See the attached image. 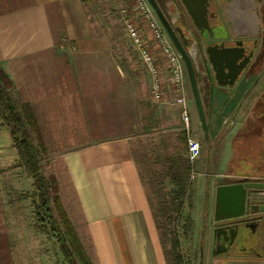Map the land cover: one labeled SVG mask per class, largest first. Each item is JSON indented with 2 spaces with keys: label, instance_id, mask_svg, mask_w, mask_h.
I'll return each instance as SVG.
<instances>
[{
  "label": "crops",
  "instance_id": "0c3cea01",
  "mask_svg": "<svg viewBox=\"0 0 264 264\" xmlns=\"http://www.w3.org/2000/svg\"><path fill=\"white\" fill-rule=\"evenodd\" d=\"M158 1L164 9V0ZM219 16L228 19L226 11ZM95 32L89 5L82 0H0V68L12 80L20 102L34 110L48 147L43 169L57 177L62 202L93 263L165 264L147 179L156 162L166 170V157L179 155L165 144L162 132L176 133L184 144L181 108L169 81L163 100L153 98L151 77L142 61L146 90L144 98L139 97L136 68L121 65L111 40ZM46 58L55 63L29 66ZM259 63L234 85L216 88L215 106L223 104L225 94V113L240 105L231 135L238 131L241 115L247 114L249 132L244 134L261 136L262 114L253 110L257 102H264V74L254 81L261 71ZM140 129L152 141L146 140L144 152L138 147ZM229 139L222 144L224 165L234 147ZM3 154L7 153L0 149V162ZM6 173L7 167L0 166V264H16L9 219L10 210L12 220L17 219L16 206L9 208L15 200L6 193ZM262 173L244 176L264 178ZM8 185L18 193L14 182ZM202 193L210 202L211 192L203 188ZM34 226L45 234L36 218ZM260 236L259 245L248 244L251 250L224 252L229 257L225 264H264V254L257 252L264 247V232Z\"/></svg>",
  "mask_w": 264,
  "mask_h": 264
},
{
  "label": "rangeland",
  "instance_id": "374dc122",
  "mask_svg": "<svg viewBox=\"0 0 264 264\" xmlns=\"http://www.w3.org/2000/svg\"><path fill=\"white\" fill-rule=\"evenodd\" d=\"M87 3L89 5L90 14L95 25V33L103 35L108 40H111V43L109 42L111 45L110 47L114 49V51L119 53L120 57L118 60L121 62V65L136 68L138 72V96L144 98L142 94L145 93L146 90L144 74L145 71L141 63V59H139V56L137 55V52L135 51L129 39L121 16V9L124 7H129V0H88ZM70 50L74 49L70 48ZM51 54L54 55V53ZM40 61L41 62L38 63V59L35 62H32V64H30L29 66H50L51 64L55 63L54 58H46L43 60L41 59ZM187 91L188 97L190 98V104L192 105L190 107L192 133L200 141L202 147V141L197 133L198 122L194 111V103L189 82L187 83ZM10 93L12 97L18 103H20L17 92L14 88L10 89ZM246 115H241V122H239V124L237 125V127L239 128L237 131L239 132V135L237 134V140H233V136H235V133L232 135L229 133L237 118L235 117L229 119L227 125L224 126V134L222 140L215 150V166L212 169H209V172L213 175L211 180L204 178V176L207 174L208 169L206 170L200 165V160H196L194 164L193 169L195 171V176L194 178H192V166L188 158L187 135L185 133H183L185 141L183 142L184 144H182V142L177 139L176 133H171L172 131L168 130L162 132L165 144L171 147V152H173L174 155L181 154L185 160L188 159V162L191 166L187 184V196L184 199L183 206L179 212H168V215L176 217L175 228L177 234L179 235L180 247L184 254L186 264H199L201 253L200 246H203V264H210L211 262L212 264H218L219 262L225 264L227 263L226 261L229 260V257L227 255H224V253H219L217 256H214L212 252V226L210 225V221L214 211V192L216 184H222L229 181L220 173H223L224 171L228 173L231 171L229 166H225L224 163L221 162L223 140L229 137L230 139L228 141L232 145L234 144L237 151L239 149L247 151L248 147L246 146L248 144H250L249 147L258 146V140L256 136L243 134L249 132L247 130L248 122L245 123ZM0 126L2 127H0V145L2 146L0 149L3 153H7L2 155L3 160L0 162V166L4 168L7 167V173L4 175L5 189L6 193L10 195V197H13V201L15 200V204L9 206V208L11 209L13 206H16V220H12L13 215L11 210L9 211L11 235L14 245V257L16 264H67L53 239L47 233H45V235L35 229V214L30 198L32 197L33 200V196H27L30 192L33 191L31 187V178L26 174L24 169L17 162L18 154L16 148L13 145L8 125L3 124ZM180 130H183V127L180 126ZM156 133L157 132H155V134ZM137 134L140 137V143L138 144V147L140 148L139 150L144 152L146 140L150 143L152 141L150 139H145L146 133L142 129H140ZM155 134L153 136L154 138L158 135V133L156 135ZM261 140L264 144V136H262ZM158 151L160 153L159 149ZM167 151L168 149L166 150V152ZM247 153L252 152L251 150H249L248 152H246V154ZM14 157H17V159H14ZM242 163L243 164H240L239 166L236 165L233 171L240 174L249 172L252 173V171L250 170L251 165L249 164V160L243 159ZM152 168L153 169L149 172V179H146L150 184L149 186L151 191V200L153 201V204L155 206L156 215L160 217L162 213L161 211H159V206H162L161 203L169 204V198L171 197L173 184L171 183L169 178L166 177L165 170L162 169L163 166L161 164V161L156 162V164L153 165ZM44 171L48 175L47 170ZM8 181L14 182L16 184L18 193H12L10 191V188L8 187ZM203 188H205L208 193L211 192V200L209 202L208 197L207 207L205 205L206 196L204 198V195L202 193ZM190 220H192L194 223L193 228L186 233L184 230V226L187 225V222ZM176 225L178 226L176 227ZM256 237L258 238L261 236L256 235ZM161 244L164 251L165 264H168L167 252L169 250L170 244L166 240L165 243H162L161 241ZM243 250L251 249L246 246V248H244ZM257 252L264 254V247H260Z\"/></svg>",
  "mask_w": 264,
  "mask_h": 264
},
{
  "label": "flooded vegetation",
  "instance_id": "af4514ba",
  "mask_svg": "<svg viewBox=\"0 0 264 264\" xmlns=\"http://www.w3.org/2000/svg\"><path fill=\"white\" fill-rule=\"evenodd\" d=\"M209 2V25H204L203 20H200V25H197L179 0H164L163 5L173 25L179 26L183 30L184 40L178 32L176 33L192 61L198 80L203 109L207 119V130H205L200 122L195 99L192 94L194 111L198 122L197 133L202 141V151L198 161H201V166L204 169H208L204 178L211 180L213 175L209 172V169L215 166V150L222 140L224 126L227 125L229 119L235 118L236 113L240 110V105H238L231 112H224L227 94H225L223 104L215 106L214 96L216 88L226 87L217 83L216 71L219 74V78L224 80V70L226 68H234L232 59L229 58L242 55L239 61H243L245 65L237 81H239L242 74L253 68L258 63V60L261 71L254 81H258L264 74V0H256V7L254 8L259 16L258 33L255 36H245L243 38L236 37L228 19L225 20L219 16H222L226 11L227 0H209ZM210 58L215 59L216 65H214ZM185 70L187 83L189 82L190 85L186 65ZM188 99L190 102L189 97ZM261 101L257 102L253 107L254 112L258 110L262 114L259 125L262 132L259 133L261 136L257 139L258 146L249 147L250 144H248L246 147L252 153L247 154L246 152L249 151L247 148V151L240 149L237 151L235 146L232 147L233 151L225 164V166L230 167L232 173L225 176L229 181L222 184L233 183L238 177H247L244 174L241 175L233 171L236 165L243 164V159L249 160L251 171H264V144L260 140L264 136V102ZM248 120V116H246L245 123ZM238 133L234 134L236 137L233 136V140L238 139ZM222 184H216L215 187L214 214L210 221V225L212 226V252L213 254L220 252L228 254L241 253L248 244L256 246L261 241L260 237L257 238L256 235L260 236L264 232V210H262L264 200H261L259 197L246 199L244 215L231 217L230 215L235 211L234 204L232 203V206L229 204L230 206L223 208L222 202L217 197V188ZM226 202H231V200L228 199ZM254 204L258 206L253 207ZM254 210L257 211L254 212Z\"/></svg>",
  "mask_w": 264,
  "mask_h": 264
},
{
  "label": "trees",
  "instance_id": "16d2710c",
  "mask_svg": "<svg viewBox=\"0 0 264 264\" xmlns=\"http://www.w3.org/2000/svg\"><path fill=\"white\" fill-rule=\"evenodd\" d=\"M82 1L87 5L88 0ZM11 87L12 80L0 68V116L10 129L19 164L31 178L37 227L53 239L67 264H94L62 202L57 177L54 174L47 175L43 170L48 147L34 110L28 102L18 103L10 93ZM183 139L185 141V137ZM166 162L165 175L173 184V189L169 204L161 203L159 211L162 214L160 217L156 215L155 221L162 243L166 240L170 244L168 264H186L175 228L176 217L168 215V212L181 210L187 196L191 166L181 154L166 157ZM205 200L207 207L208 195ZM193 224L192 220L187 222L184 226L186 233L193 228Z\"/></svg>",
  "mask_w": 264,
  "mask_h": 264
},
{
  "label": "water",
  "instance_id": "95a60500",
  "mask_svg": "<svg viewBox=\"0 0 264 264\" xmlns=\"http://www.w3.org/2000/svg\"><path fill=\"white\" fill-rule=\"evenodd\" d=\"M152 7L154 8L156 14L158 15L161 23L163 24L166 32L170 36L174 46L179 51L182 59L185 62L189 81L192 89V94L195 99V104L198 110V115L203 128L207 130V119L203 109L202 98L200 94V89L198 85V80L195 74V70L190 57L182 46L180 39L178 37V32L183 38L184 33L182 28L179 26H174L173 22L168 18L166 12L160 5L158 0H148ZM184 8L187 10L193 21L200 25V20L204 21V25L208 24V7L210 5L209 0H179ZM226 14L228 16V21L232 25L233 33L236 36H255L258 33V23L259 16L254 10L256 7V0H227ZM250 8L252 9L250 11ZM207 23V24H206ZM229 58V57H227ZM241 56H234L232 58V63L234 68H226L225 79L221 80L219 74L216 71L217 83L223 86L234 85L238 79L240 73L244 68L243 61H239ZM210 60L216 65V61L213 58ZM226 60V59H225ZM217 197L220 202H222V207L232 206L234 204V213L230 215L231 217H238L244 215L245 202L246 199H253L254 197H259L264 200V178L257 177H238L233 183L222 184L217 188ZM228 199L231 202H226ZM228 204V205H227ZM230 204V205H229ZM254 204L253 207H257ZM264 210V206H262ZM257 210H254V212ZM200 261L199 264H203V246H200Z\"/></svg>",
  "mask_w": 264,
  "mask_h": 264
},
{
  "label": "built area",
  "instance_id": "2783aa9c",
  "mask_svg": "<svg viewBox=\"0 0 264 264\" xmlns=\"http://www.w3.org/2000/svg\"><path fill=\"white\" fill-rule=\"evenodd\" d=\"M121 9L129 39L151 77V92L156 101L165 97L166 81L172 85L175 102L181 108V119L187 135L188 158L195 176L194 164L201 155L200 141L191 129L190 103L184 61L174 46L158 15L148 0H129Z\"/></svg>",
  "mask_w": 264,
  "mask_h": 264
}]
</instances>
